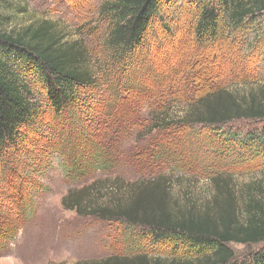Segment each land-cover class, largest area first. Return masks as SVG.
I'll use <instances>...</instances> for the list:
<instances>
[{
  "label": "trees",
  "instance_id": "16d2710c",
  "mask_svg": "<svg viewBox=\"0 0 264 264\" xmlns=\"http://www.w3.org/2000/svg\"><path fill=\"white\" fill-rule=\"evenodd\" d=\"M176 1L195 4L192 38L200 49L227 39L225 33L253 31L257 42L264 35L259 23L264 16V0H106L99 13L109 20L105 46L112 52L114 64L111 70L98 64V74L91 69L93 56L83 43L64 41L61 30L49 20H22L26 12L21 5L24 0H0V156L28 143L35 127L45 125L47 111L42 113L32 100L27 82L31 76L40 83L47 109L53 116L61 117L59 122L69 128L64 143L51 145V151L57 150L66 159L67 179L83 180L89 172V176L96 172L113 173L127 155H123L124 148L116 141V128L110 123L106 126L111 133L102 135L104 144L99 137L101 130L93 131L91 126L109 119L112 104L108 102L119 100L120 89L127 83L121 76L146 48L148 30L157 19L163 22V11ZM113 75L119 76L118 83L113 87L106 85L113 96L103 111L93 113L90 106L96 95H89L88 91L96 88L101 77L108 84L115 82ZM168 91L162 89L160 95ZM162 100L157 107L155 102L148 103L153 107L149 133L141 132L139 139L153 132L184 126L193 130L197 126L207 130L209 137L202 144L208 149L210 146L218 151L224 147L241 160L246 158L245 153L264 158V79L251 81L244 88L216 87L178 111H174V99ZM85 109L93 116L82 114ZM174 113L180 116L175 118ZM140 123L145 125V121ZM243 123L245 128L236 131L234 127ZM151 141L155 138L151 137L141 152L134 147L127 149L129 163H124L134 169L142 162L158 170L169 163L172 171H176V165L187 163L183 150L177 149L179 138L153 144ZM79 151L90 155H78ZM216 174L215 195L203 208L194 204L180 206L170 197L167 178L161 171L134 181L115 176L106 184V179H95L87 186L70 189L62 204L80 216L124 225L125 255L106 257L93 264H264V247L243 260L230 247L232 243H264V191H248V201L241 208L228 185L230 178ZM23 196L17 210L28 218L34 205L31 194ZM12 217L9 212L0 213V252L19 230Z\"/></svg>",
  "mask_w": 264,
  "mask_h": 264
},
{
  "label": "rangeland",
  "instance_id": "374dc122",
  "mask_svg": "<svg viewBox=\"0 0 264 264\" xmlns=\"http://www.w3.org/2000/svg\"><path fill=\"white\" fill-rule=\"evenodd\" d=\"M104 1L24 0L21 5L26 7V12L21 19L28 22L49 20L61 30L64 41H78L85 45L93 56L90 66L94 72L100 70L98 64L103 66L102 69L111 70L114 64L112 52L105 46L109 20L99 13ZM194 11L195 4L182 1L174 2L163 11V22L155 21L148 30L146 48L137 55L136 63L121 76L127 85L120 89L119 100H109L113 91L108 89L118 83V75L111 77L115 82L110 84L101 77L96 88L88 91L89 95H96L90 106L93 113L103 111L108 100L112 104L111 113L107 115L109 119L105 118L102 124L95 123L91 128L93 131L101 130L99 137L104 144L102 135L111 133L106 126L110 123L116 128L114 136L119 139L116 141L124 148L123 155H127L113 173L96 172L89 176V172L83 180L67 179L66 159L57 150L51 151V145L64 143L69 128L59 122L61 117L53 116L47 109L45 94L36 78L27 77L32 100L42 113H47L43 121L45 125L35 127L28 143L20 144L16 150L8 149L0 156V192L3 193L0 213H11L12 219L20 226L15 239L5 244L0 252V264H93L110 256L123 257L127 239L124 225L118 221L106 222L80 216L62 204L70 189L87 186L95 179H106V184L115 176L134 181L142 175L151 177L161 171L167 178L170 197L185 208L191 204L203 208L212 201L216 173H220L219 177L230 178L228 185L241 208H245L248 201V191H264V158L245 153L246 158L241 160L230 153V149L222 147L215 151L210 146L208 149L202 144L209 137L206 128L195 126L192 130L184 126L153 132L139 139L141 132L149 133L153 107L148 103L151 101L157 107L164 98L174 99V111H178L186 106L185 103L216 87L236 85L244 88L251 81L264 79V35L257 42L253 31L225 33L227 39L200 49L192 38ZM259 23L264 27V16ZM162 89L170 91L160 95ZM85 111L81 113L93 116L89 110ZM70 115L76 116L77 113ZM173 116L178 118L180 114L174 113ZM141 121H145L144 126ZM244 124L235 126V130H243ZM151 137L155 138L152 144L179 138L177 149L183 150L182 156L186 157L187 163L176 165V171H172L173 166L169 163L162 170L142 162L136 164L135 170L128 166L126 158L130 153L127 149L134 147L141 152ZM84 153L90 155V152H81ZM37 168L40 171L35 172ZM213 168L217 171L214 172ZM33 183L35 187H32ZM28 194H31L34 208L25 218L17 209L23 195ZM230 247L243 260L253 251L263 249L264 243L248 246L232 243Z\"/></svg>",
  "mask_w": 264,
  "mask_h": 264
}]
</instances>
